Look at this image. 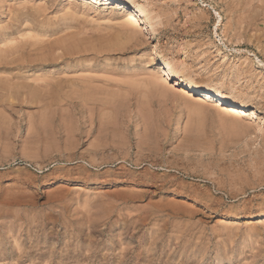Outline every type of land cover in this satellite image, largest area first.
<instances>
[{
  "label": "rangeland",
  "instance_id": "1",
  "mask_svg": "<svg viewBox=\"0 0 264 264\" xmlns=\"http://www.w3.org/2000/svg\"><path fill=\"white\" fill-rule=\"evenodd\" d=\"M98 2L0 0V264H264V0Z\"/></svg>",
  "mask_w": 264,
  "mask_h": 264
},
{
  "label": "bare ground",
  "instance_id": "2",
  "mask_svg": "<svg viewBox=\"0 0 264 264\" xmlns=\"http://www.w3.org/2000/svg\"><path fill=\"white\" fill-rule=\"evenodd\" d=\"M70 1H72V2H74V1H76V0H70ZM93 2H95V4L96 5H98V4H100L98 1L99 0H92ZM92 4V3H91ZM92 5H94V4H92ZM91 5V6H92ZM33 7V6H32ZM68 8V7H67ZM74 9V8H73ZM72 10V9H71ZM36 13V12H35ZM66 13V12H65ZM68 13V12H67ZM73 14V13H72ZM40 15V14H39ZM71 15V14H70ZM70 15H68V16H70ZM136 19V18H135ZM118 20V19H117ZM135 21V20H134ZM135 22H137V20L135 21ZM132 23H133V21H132ZM144 25V24H143ZM10 27V26H9ZM131 27V26H130ZM141 29V28H140ZM141 35V34H140ZM138 36V35H137ZM122 39V38H121ZM16 47H18V46H16ZM96 47V46H95ZM9 48V47H8ZM80 48V47H79ZM84 48H86V46L84 47ZM112 48H113V46H112ZM112 48H110V49H112ZM82 49V48H81ZM88 49H89V47H88ZM92 49V48H91ZM109 49V48H108ZM72 50V49H71ZM93 50V49H92ZM92 50H90V51H92ZM95 50H97V49H95ZM101 51H104V50H101ZM13 52V51H12ZM76 52V51H75ZM81 52H84V51H81ZM80 52V53H81ZM89 52V51H88ZM77 53V52H76ZM80 53H78V54H80ZM101 53V52H100ZM145 54V53H144ZM7 55V54H6ZM12 55H14V54H12ZM69 55H71V53L69 54ZM44 58V57H43ZM13 66V65H12ZM148 68V67H147ZM172 72V71H171ZM154 73V72H153ZM153 73H150V74H152V76H153ZM92 74V73H91ZM149 74V75H150ZM157 74V73H156ZM177 74V73H176ZM145 75V74H144ZM148 75V77L150 78L151 76H149ZM155 75V74H154ZM9 76V75H8ZM156 76V75H155ZM132 77V76H131ZM157 77V76H156ZM160 77H161V74H160ZM159 77V78H160ZM182 77V82L183 83H185L186 84V86H188L189 88H192L193 90H196V89H198V88H203L204 90H207V91H210V90H208L207 88H206V86H205V84L202 82V81H200L199 79H196V78H194L193 76H188V75H182L181 76ZM38 78V77H37ZM87 78V77H86ZM136 78V77H135ZM159 78H157L158 80H143L142 82H141V85L142 86H146V87H151V88H153V90H156V92L158 93L159 92V94H163V93H165L164 92V86L163 85H161V83H159V81H160V79ZM8 79H9V77H8ZM52 79V78H51ZM147 79V78H146ZM152 79H153V77H152ZM12 80V79H11ZM14 80V79H13ZM42 80V79H41ZM76 80V79H75ZM91 80H92V78H91ZM161 80H162V77H161ZM36 81H37V79H36ZM44 81V80H43ZM69 82V81H68ZM73 82V81H72ZM107 82V81H106ZM129 82V81H128ZM127 82V83H128ZM89 83V82H88ZM104 83V82H103ZM102 83V84H103ZM59 85V84H58ZM72 85V84H71ZM8 86V85H7ZM42 86V85H41ZM74 86V85H73ZM128 86V85H127ZM60 87V86H59ZM76 87V86H75ZM78 87V86H77ZM83 88V87H82ZM143 88V87H142ZM150 88V89H151ZM177 87L176 86H172V89L171 90H177L176 89ZM12 89V88H11ZM85 89V88H84ZM125 89V88H124ZM144 89V88H143ZM136 90H137V88H136ZM183 90V89H182ZM181 90V91H182ZM20 91V90H19ZM151 91V90H150ZM166 91V90H165ZM88 92V91H87ZM175 92V91H174ZM183 92V91H182ZM26 93V92H25ZM29 93V92H28ZM77 93H79V92H77ZM183 93H185V92H183ZM12 94V93H11ZM166 94V93H165ZM179 94V93H178ZM188 94V93H187ZM107 95H108V93H107ZM181 95V94H180ZM189 95V97L192 99V98H194L195 96H193L192 94H188ZM12 96V95H11ZM53 96V95H52ZM60 96V95H59ZM58 96V97H59ZM75 96V95H74ZM162 96V95H161ZM165 96V95H164ZM208 95H205V97H206V100H208V97H207ZM39 97V96H38ZM41 97V96H40ZM163 97V96H162ZM65 98L66 97H64V100H65ZM160 98V97H159ZM165 98V97H164ZM60 99V98H59ZM85 99H87V98H85ZM169 99V98H168ZM199 99V98H198ZM36 100V99H35ZM70 100V99H69ZM72 100V99H71ZM196 100V99H195ZM206 100H205V103H206ZM48 101V100H47ZM83 101V100H82ZM89 101H91V100H89ZM97 101V100H96ZM34 102V101H33ZM44 102V101H43ZM51 102V101H50ZM73 102V101H72ZM84 102H87V101H84ZM110 102V101H109ZM39 103H40V101H39ZM56 103V102H55ZM57 103H58V101H57ZM61 103V102H60ZM106 103H107V101H106ZM190 103V102H189ZM2 104V103H1ZM72 104V103H71ZM202 104V103H201ZM207 104V103H206ZM49 105V104H48ZM85 105V104H84ZM204 105V104H203ZM54 106V105H53ZM87 106V105H86ZM103 106V105H102ZM68 107V106H67ZM43 118V117H42ZM104 123H105V121H104ZM107 123V122H106ZM44 124V123H43ZM45 127V126H44ZM67 130H68V128H67ZM78 130V129H77ZM65 131V130H64ZM73 134H74V132H73ZM101 134V133H100ZM103 134V133H102ZM237 134V133H236ZM70 136V135H69ZM66 137V136H65ZM77 138V137H76ZM75 141H76V139H75ZM101 142V141H100ZM46 143V142H45ZM77 146H78V144H77ZM100 148V147H99ZM104 151V150H103Z\"/></svg>",
  "mask_w": 264,
  "mask_h": 264
}]
</instances>
